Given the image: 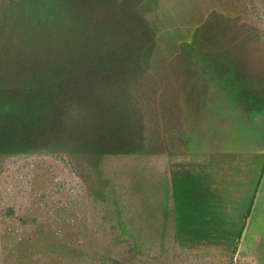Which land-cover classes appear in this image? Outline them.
I'll return each instance as SVG.
<instances>
[{"label":"rangeland","instance_id":"obj_1","mask_svg":"<svg viewBox=\"0 0 264 264\" xmlns=\"http://www.w3.org/2000/svg\"><path fill=\"white\" fill-rule=\"evenodd\" d=\"M14 4L0 264H264V0Z\"/></svg>","mask_w":264,"mask_h":264},{"label":"trees","instance_id":"obj_2","mask_svg":"<svg viewBox=\"0 0 264 264\" xmlns=\"http://www.w3.org/2000/svg\"><path fill=\"white\" fill-rule=\"evenodd\" d=\"M39 2L40 0H15V4L10 7L13 20L9 23V29L21 35L20 43H16V45L26 42L27 38H23V35L29 36L33 30L44 27V24H40L42 21H48V19L43 18L41 12H37L41 9L33 11L31 8L34 7L36 10ZM29 4L31 7L28 6Z\"/></svg>","mask_w":264,"mask_h":264}]
</instances>
